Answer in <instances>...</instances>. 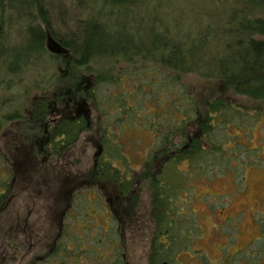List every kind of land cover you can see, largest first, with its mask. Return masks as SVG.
Returning <instances> with one entry per match:
<instances>
[{
	"label": "rangeland",
	"instance_id": "rangeland-1",
	"mask_svg": "<svg viewBox=\"0 0 264 264\" xmlns=\"http://www.w3.org/2000/svg\"><path fill=\"white\" fill-rule=\"evenodd\" d=\"M80 1L0 0L6 10L5 35L12 42L25 35L22 6L38 16L45 9L52 33L70 35L89 14V10L82 12ZM130 3L125 8H108L117 15L106 20L108 29L101 28V35L111 39L130 36L133 49L143 44L150 55H163L167 66L182 62L188 67L203 58L209 62L203 64V72L210 74L212 60L217 62L225 50L224 36L220 41L219 32L213 35L210 25L222 24L233 3L222 4L216 13L214 2H165L164 10L157 9V14L161 21L169 17L173 34L156 35L154 43L138 33V26L145 23L140 8ZM202 35L211 38L209 61L198 46ZM172 39L185 47L177 55L170 53ZM191 39L199 42L186 48ZM7 53L0 50V114L20 108L21 119L0 124V186L4 181L8 186L0 190V264H112L113 260L114 264H264V102L233 93L197 68L173 71L158 62L136 58L130 64L105 61L74 69L73 55L51 52L58 59L50 63L49 73L56 74L61 86L51 90L49 111L38 117L33 103L44 93L29 90L28 96L23 95L27 80L20 82L22 75L10 78L3 72ZM9 83H13L11 89ZM62 90L66 95L59 94ZM133 101L136 107L124 112L126 117L129 114V122L116 123L121 116L118 109L124 110L126 103L133 105ZM221 101L233 110L216 114ZM62 112L86 120L71 144L51 137ZM163 112L165 120L171 115L173 127L185 116L184 131L192 136L198 133L200 151L191 154L189 147L186 149L191 163L166 168L161 162L160 168L155 162L156 155L157 161L185 156L181 152L171 155L169 146L157 149V136L148 130L153 118ZM106 129L109 147L105 146L99 157ZM163 132L168 137L167 131ZM177 133L171 143L181 149L188 144L183 142L182 132ZM121 151L129 164L102 165L104 159L123 158ZM163 172L173 201L158 200L159 206H155L158 191L151 176ZM114 176L116 181L111 183ZM77 189L85 195H74ZM119 192L131 197L119 200ZM108 194L114 199H107ZM230 210L233 220H227ZM161 213L160 221L157 216ZM167 223L174 228L169 229ZM161 229L174 244H162L158 239Z\"/></svg>",
	"mask_w": 264,
	"mask_h": 264
},
{
	"label": "trees",
	"instance_id": "trees-1",
	"mask_svg": "<svg viewBox=\"0 0 264 264\" xmlns=\"http://www.w3.org/2000/svg\"><path fill=\"white\" fill-rule=\"evenodd\" d=\"M169 1L174 0H81L79 4L82 7V12L89 10V14L82 22L77 24L73 33L65 37H59V35L52 33L50 30L51 24L45 13V9H41V14L39 11L40 16H38L35 11L33 13L32 10L31 12H28V10L24 11L22 6L20 13L26 14L23 31L25 35H23L22 40L17 42H12L9 35H5V25H7V22H5L6 10L4 9V4L0 2V50L4 49L8 51L7 59H4L2 62L6 68V70L3 68V72L7 77L10 76V78L23 76L24 78L20 79V82H23L22 80L24 79L27 80L23 90V95L25 96H28L29 90L43 91L42 99L35 100L33 106L35 116H44L49 111L47 98L51 90L55 91L56 87L61 86L56 74L53 72L49 73L51 71L49 70L50 63H55V60L58 59L57 56H54L48 50V36L50 33L68 54L73 55L72 67L74 69L87 68L95 62L105 61H123L126 64H130L136 58L142 61L150 60L158 62L160 65L173 71L197 68V71L202 70L204 76L214 78L218 82L229 86L233 93L246 96L252 100L264 102V16L262 14L264 0H201L205 3L214 2L213 9L216 13L221 11L222 4L224 5L226 2L229 3V6L230 3H233L234 6L232 7L234 10L232 8L227 10L223 16L224 21L222 24L216 23L214 25L211 23L210 25L213 28V35H215V32H219L217 36L220 41H222L220 36H224L222 44L225 48L223 54L217 56V62L212 60L210 74L203 72L205 67L203 64H209L203 58L188 67H185V64L182 62L175 63V66H167L166 64L169 62H165L163 55H150V52L144 51L143 44L133 49L134 40L130 36L111 39L104 37L103 35H106L105 33L101 35V28L104 30L108 29L106 20L109 17L113 18V16L117 15L114 11L108 12V8H125L131 5L130 2H132L134 4L133 6L140 8V15L143 16L142 22L145 24L138 26V33L145 34L143 38L147 40L152 39L154 43L158 37L156 35H167L171 37L173 32L170 26L168 27L167 20H169V17L168 19L164 18L165 21H161L157 14V9L160 11L164 10L165 2L168 3ZM99 2L102 4L100 8L98 7ZM143 9L149 14V17L147 14H144ZM231 10L234 13L231 14ZM103 20L104 23L102 25L101 21ZM149 23H151V29H149ZM160 27L167 28L168 30L164 29L161 31ZM209 36L202 35L200 43L198 44L203 53V57H207L208 61V50L211 44V38ZM255 36H258L260 39H257ZM197 40L191 39L190 45L186 48L190 46L195 47L194 44L199 42ZM181 43H177L172 39L168 43L169 48H171L170 53H174L175 55L181 53L183 48H185L183 42ZM155 48L154 45L152 49L154 50ZM213 62L217 64L216 69H213ZM14 65L16 67L13 68ZM2 80L4 81L5 79ZM2 84L4 85L5 82H2ZM12 86L13 83H9V89ZM59 94L61 96L66 95V91L62 90ZM61 102L63 101L61 100ZM225 110L231 111L233 107L225 105L221 101L215 113L218 114V112L221 113ZM62 115V118L58 119L59 125L57 129L52 132L51 137L52 139L55 137L65 139L67 144L68 142L71 144L78 138L79 131L85 128L86 120L81 118V116L77 119L68 118L63 113ZM20 119V108L14 109L13 107L12 112H3L0 114V124L5 122L9 124ZM10 173H12L11 170ZM1 189L3 191L7 190V183L5 181L0 186ZM77 190L73 192L74 195H77L81 191L79 189ZM169 199L170 202L173 201L171 197ZM0 200H2V197H0Z\"/></svg>",
	"mask_w": 264,
	"mask_h": 264
},
{
	"label": "flooded vegetation",
	"instance_id": "flooded-vegetation-1",
	"mask_svg": "<svg viewBox=\"0 0 264 264\" xmlns=\"http://www.w3.org/2000/svg\"><path fill=\"white\" fill-rule=\"evenodd\" d=\"M134 102V104L133 105H130L129 104V102L128 103H126V108L123 110V108H121V109H118V110H120L119 112L121 113V116H120V118L117 120V122L116 123H119V124H121L122 122H125V121H128V119H129V114H127V117L125 116V114H124V112H128L130 109H132L134 106H135V101H133ZM129 107V108H128ZM136 107V106H135ZM128 108V109H127ZM138 108V107H137ZM183 110L185 111V109L183 108ZM63 113V112H62ZM129 113V112H128ZM64 114V113H63ZM154 114V113H153ZM152 114V115H153ZM167 114L166 113H161V114H157L156 115V117L155 118H153V126H152V128L151 129H149L148 131L149 132H152V133H155V135L157 136V138H156V141H157V143H156V146H157V149H163V148H167L166 146H169V152H170V154L171 155H173V156H176L177 155V153L178 152H181L182 153V155H185L181 160H169V159H167V158H162V159H159L158 161H157V158H158V156L156 155V156H154V160H155V162H157L158 164L160 163L161 164V162H162V164L163 165H165V167L166 168H170V167H172V165H176L175 167H179V165L181 164H183V163H185V162H192V160L193 159H188V158H191V157H186V149H188V147H189V151L191 152V154H194V153H196V152H198V151H200V149H199V140H198V133H195V135L194 136H192V135H190V134H187L184 130H185V123H186V120H188L185 116L184 117H182L181 119H179L178 118V120H179V122H178V127H173L169 122H171L173 119H172V117H171V115H170V118L169 119H167V120H165V116H166ZM184 115V114H183ZM67 116H69V115H67ZM66 116V117H67ZM81 116V115H80ZM68 118H77V119H79V117H68ZM127 118V119H126ZM129 122V121H128ZM199 124L201 123V122H198ZM195 124H196V122H195ZM207 124V123H206ZM205 124V125H206ZM201 125V127H202V123L200 124ZM204 125V126H205ZM203 126V127H204ZM57 127L58 126H56V127H54L53 128V131L52 132H54L56 129H57ZM107 129H106V135H105V137H104V139H105V141L103 140V141H101V143H99L100 145H99V152H98V154H97V156H99L100 157V153L102 154V151L104 150V147L106 146H108V139H107ZM163 131H167V133H168V137H165V133L166 132H163ZM196 130H194V132H195ZM175 132H182L181 134H182V136H183V142L184 143H187L188 145H184L181 149H179V147H175L172 143H171V141H172V138H173V136L175 135ZM177 133V134H178ZM169 136H171V138L169 139ZM106 142V143H105ZM171 143V144H170ZM109 147V146H108ZM147 154V153H146ZM152 154V153H151ZM124 156H126L125 155V153H122V151H121V157H123V158H119V159H116L115 161H113V160H106V159H104L103 160V162H102V165L104 166V165H106L107 163H114V162H127L128 164L130 163L129 161H127L126 159H127V157L125 158ZM169 160V161H168ZM166 161H168V163L166 164L165 162ZM160 164H159V167L161 168V166H160ZM148 165V164H147ZM103 166L100 168V170H99V172L100 173H102V171H103ZM115 164H114V168H115ZM151 179H152V182H153V184H154V186L156 187V189H157V191H158V194H157V198H156V202H155V206H159L158 205V200H164L165 202H166V200H170L169 198H170V185H169V187L167 186L168 184L165 182L166 181V176L164 175V172L162 173V174H160V176L159 177H157L156 176V174H153L152 176H151ZM165 179V180H164ZM113 180V181H112ZM116 181V176H114V178H112L111 179V183H114ZM8 187V186H7ZM116 188H118V190H119V187H117V186H115ZM120 187H121V185H120ZM99 191H100V188H99ZM93 192L94 193H96L95 192V190H93ZM77 195H79V196H84L85 195V193L84 192H82V193H78ZM101 195V194H100ZM110 197L109 198H107V199H110L111 197L114 199V196H115V198L116 199H118V195L115 193L114 194V196L112 195V194H108ZM218 196V195H217ZM128 197H131V195H129V196H125V194L123 193V192H119V200H121V199H124V201L125 200H127V198ZM88 205H92L91 203H89ZM103 207V206H102ZM104 208V207H103ZM161 208H164L165 209V204L163 203V205L161 206ZM71 209V208H70ZM83 210H85V211H87L86 209H85V207H83L82 208ZM109 209H110V205H109ZM52 211H53V209H52ZM54 213H55V211H53ZM234 214V212H231V210L229 211V212H227V216L229 217V218H227V220H233L234 218L232 217V216H234L233 215ZM164 217V215H163V213H161V214H159L158 216H157V219H160V217ZM170 217V216H169ZM114 219V218H113ZM111 221V220H110ZM110 221H109V224H110ZM160 221H161V219H160ZM108 223V222H107ZM114 224H115V228H116V220L114 219V223H113V226H114ZM167 225H168V223H167ZM173 225V224H172ZM24 226V224L23 225H21V227H23ZM168 228L169 229H173L174 228V225H173V227L172 228H170L169 227V225H168ZM108 231V230H107ZM167 233L168 232H164L162 229H161V234L160 235H158V239L160 240H163V242H162V244H165L166 242L167 243H171L172 242V239H170V237L167 235ZM165 239V240H164ZM174 241H175V239H174ZM54 242H55V239H54ZM113 243V245L115 246V245H117L116 243V241L115 242H112ZM173 244H174V242H172ZM54 244V243H53ZM167 248V247H166ZM53 249L54 250H56L54 247H53ZM114 249V253L117 255L118 253H117V249L116 248H113ZM53 252V251H52ZM52 252H51V254H52ZM50 254V255H51ZM49 258H51V257H49ZM171 261H173V260H171ZM115 263V260H113L112 261V264H114Z\"/></svg>",
	"mask_w": 264,
	"mask_h": 264
},
{
	"label": "water",
	"instance_id": "water-1",
	"mask_svg": "<svg viewBox=\"0 0 264 264\" xmlns=\"http://www.w3.org/2000/svg\"><path fill=\"white\" fill-rule=\"evenodd\" d=\"M48 50L51 51V52H53V53H56V54H61V53H63V52H64V53L67 52V51H65V50L61 47L60 43L55 42V41L51 38L50 34H49V36H48Z\"/></svg>",
	"mask_w": 264,
	"mask_h": 264
}]
</instances>
